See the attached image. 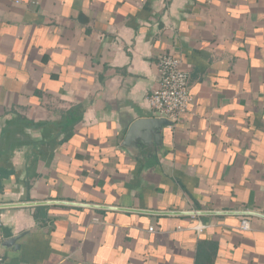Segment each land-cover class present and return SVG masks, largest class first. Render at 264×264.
Returning a JSON list of instances; mask_svg holds the SVG:
<instances>
[{"label": "crops", "instance_id": "1", "mask_svg": "<svg viewBox=\"0 0 264 264\" xmlns=\"http://www.w3.org/2000/svg\"><path fill=\"white\" fill-rule=\"evenodd\" d=\"M161 52L192 101L127 146ZM235 211L264 214V0H0L3 264H264Z\"/></svg>", "mask_w": 264, "mask_h": 264}, {"label": "built area", "instance_id": "2", "mask_svg": "<svg viewBox=\"0 0 264 264\" xmlns=\"http://www.w3.org/2000/svg\"><path fill=\"white\" fill-rule=\"evenodd\" d=\"M158 85L147 96V101L158 117L167 119L171 125L177 123L189 109L192 96L188 88V75L179 56L168 52L158 55ZM243 230L250 228L247 219L240 221ZM152 230V228H150ZM0 218V264L4 263Z\"/></svg>", "mask_w": 264, "mask_h": 264}, {"label": "water", "instance_id": "3", "mask_svg": "<svg viewBox=\"0 0 264 264\" xmlns=\"http://www.w3.org/2000/svg\"><path fill=\"white\" fill-rule=\"evenodd\" d=\"M170 122L165 118H159V117H152V118H145V119H137L135 120L129 127L127 131V135L125 137V144L127 146H131L135 143L136 139L139 137L142 141H146V138L148 136L149 130H160V128L164 125H168ZM137 147V146H136ZM135 147V149H136ZM139 148V147H137ZM51 202H62V201H40V202H32V203H21V205H31V204H38V203H51ZM230 211L221 212V211H177L173 213H197V214H218V213H229ZM235 213L244 214V215H257L262 218H264V214L255 212V211H235ZM23 235H17L11 238L6 239L2 242V248L3 247H10V246H16L17 247V241L22 237Z\"/></svg>", "mask_w": 264, "mask_h": 264}]
</instances>
